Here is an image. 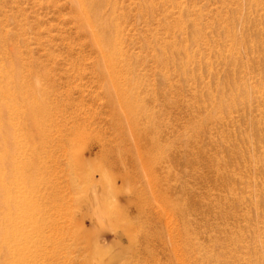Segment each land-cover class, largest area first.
I'll use <instances>...</instances> for the list:
<instances>
[{
  "label": "rangeland",
  "instance_id": "rangeland-1",
  "mask_svg": "<svg viewBox=\"0 0 264 264\" xmlns=\"http://www.w3.org/2000/svg\"><path fill=\"white\" fill-rule=\"evenodd\" d=\"M100 1L0 0V264H264V0Z\"/></svg>",
  "mask_w": 264,
  "mask_h": 264
},
{
  "label": "bare ground",
  "instance_id": "bare-ground-1",
  "mask_svg": "<svg viewBox=\"0 0 264 264\" xmlns=\"http://www.w3.org/2000/svg\"><path fill=\"white\" fill-rule=\"evenodd\" d=\"M74 3L77 6L76 9L79 12L80 16L82 17L83 22L86 23L89 26H93L92 28L94 30V40L97 43V45L101 46V48H104V50L106 52L107 60L108 61H113L114 58H115V55L117 54V51H118L116 38H115L114 33H113V31H114L113 27H112L113 23L112 22H106L104 27H102V28H98L95 25V21H96L97 14H98L97 8L101 4V1L100 0H92L91 4H89V5H85L81 0H74ZM102 55H103V53H102ZM4 89H7V86L5 88H3V86L0 85V131L3 128V126H5V125L7 127H9V125H8L9 122L7 121V123L4 124V122H5L4 120L5 119H3V118H5L3 116L4 115V112H3L4 111L3 110L4 109V107H3L4 94L3 93H5ZM37 90L38 89H36V91ZM36 93H38V92H36ZM8 109H9V105L7 106V110ZM39 110H40V106L38 105V107H36L35 109H32L30 111L31 115H30V117H28V120H27L26 124L33 125V126H37L38 123L40 124L39 120L36 117ZM0 158H1V156H0ZM1 181L2 180L0 179V191L2 189ZM92 203H93V206L95 207V204L97 203V200H96L95 197L92 198ZM1 239L2 238L0 236V241H2ZM1 256H3V255H2V253L0 251V261H1V258H2Z\"/></svg>",
  "mask_w": 264,
  "mask_h": 264
}]
</instances>
